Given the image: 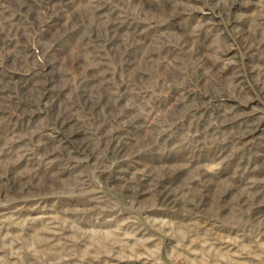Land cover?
Segmentation results:
<instances>
[{"label":"rangeland","instance_id":"1","mask_svg":"<svg viewBox=\"0 0 264 264\" xmlns=\"http://www.w3.org/2000/svg\"><path fill=\"white\" fill-rule=\"evenodd\" d=\"M0 264H264V0H0Z\"/></svg>","mask_w":264,"mask_h":264}]
</instances>
